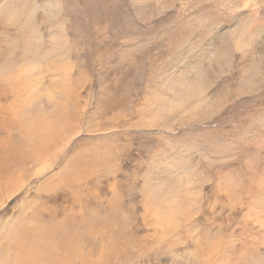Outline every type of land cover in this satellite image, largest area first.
<instances>
[{
    "label": "rangeland",
    "instance_id": "rangeland-1",
    "mask_svg": "<svg viewBox=\"0 0 264 264\" xmlns=\"http://www.w3.org/2000/svg\"><path fill=\"white\" fill-rule=\"evenodd\" d=\"M246 1L0 0V264H264Z\"/></svg>",
    "mask_w": 264,
    "mask_h": 264
},
{
    "label": "bare ground",
    "instance_id": "bare-ground-1",
    "mask_svg": "<svg viewBox=\"0 0 264 264\" xmlns=\"http://www.w3.org/2000/svg\"><path fill=\"white\" fill-rule=\"evenodd\" d=\"M241 1V0H240ZM239 0H238V3L240 2ZM248 1V0H247ZM246 1V2H247ZM23 2H25V1H23ZM33 2V1H32ZM242 2H243V0H242ZM251 3L253 2V1H250ZM248 3V2H247ZM256 3H257V0H256ZM256 3L254 2V6L256 5ZM21 4V3H20ZM240 4H241V2H240ZM243 5H239V6H241V8H245V9H247V10H250L249 12L250 13H256L257 11H255L254 10V12H253V9H249V8H246L247 7V5L246 4H244V2L242 3ZM257 6H258V4H257ZM256 6V7H257ZM263 6V5H262ZM261 6V7H262ZM260 7V4H259V8L258 9H260L261 8ZM262 26V24H259V27H261ZM253 29L255 30V26L253 27ZM242 39L244 40V41H247L246 39H247V37H245V36H242ZM40 49V48H39ZM8 56V55H7ZM6 59V58H5ZM3 60V59H2ZM193 63H195V62H193ZM192 63V64H193ZM4 65H7V62H6V64H4ZM3 111V110H2ZM1 116V115H0ZM2 117V116H1ZM46 117V116H45ZM15 122V121H14ZM3 134V133H2ZM12 175V174H11ZM7 176H9V175H7ZM1 177V176H0ZM13 177V176H12ZM3 179V178H2ZM8 179V178H7ZM6 179V180H7ZM11 190V189H10ZM50 232V231H49ZM75 240L76 241H79V239L77 238V236H75ZM44 246V245H43ZM42 246V247H43ZM36 247H38V246H36ZM41 248V247H40ZM42 249V248H41ZM43 250V249H42ZM77 248L75 249V253L76 254H74V255H72V256H78L79 254H77ZM26 255L27 254H20L19 255V257H18V260H17V263L15 262V264H27V263H29V262H27V257H26ZM52 255V254H51ZM55 256V255H54ZM55 258V257H54ZM70 259V258H69ZM79 259V258H78ZM77 259V257H76V260H78ZM73 260V259H72ZM54 261V260H53ZM71 263V262H70ZM30 264V263H29ZM52 264H67V260H66V258H65V254H63V256H61V254H59V255H57L56 256V261L55 262H53Z\"/></svg>",
    "mask_w": 264,
    "mask_h": 264
}]
</instances>
